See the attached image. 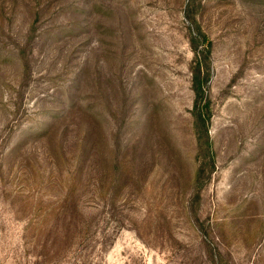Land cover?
Masks as SVG:
<instances>
[{"label": "rangeland", "instance_id": "rangeland-1", "mask_svg": "<svg viewBox=\"0 0 264 264\" xmlns=\"http://www.w3.org/2000/svg\"><path fill=\"white\" fill-rule=\"evenodd\" d=\"M0 264H264V0H0Z\"/></svg>", "mask_w": 264, "mask_h": 264}, {"label": "trees", "instance_id": "trees-1", "mask_svg": "<svg viewBox=\"0 0 264 264\" xmlns=\"http://www.w3.org/2000/svg\"><path fill=\"white\" fill-rule=\"evenodd\" d=\"M193 51L195 54V59L197 61V72L195 73V77H194V91L197 97H200L201 95L200 93L203 92L202 91L203 78L201 77L200 62H199L200 51L196 48V46L193 47Z\"/></svg>", "mask_w": 264, "mask_h": 264}]
</instances>
